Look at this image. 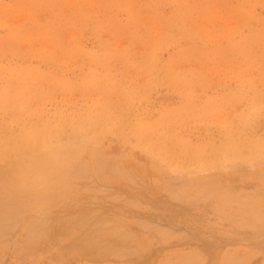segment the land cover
<instances>
[{
    "label": "rangeland",
    "instance_id": "1",
    "mask_svg": "<svg viewBox=\"0 0 264 264\" xmlns=\"http://www.w3.org/2000/svg\"><path fill=\"white\" fill-rule=\"evenodd\" d=\"M0 175V264H264V0H0Z\"/></svg>",
    "mask_w": 264,
    "mask_h": 264
},
{
    "label": "bare ground",
    "instance_id": "2",
    "mask_svg": "<svg viewBox=\"0 0 264 264\" xmlns=\"http://www.w3.org/2000/svg\"><path fill=\"white\" fill-rule=\"evenodd\" d=\"M130 28H131V27H130ZM208 33H209V31H208ZM173 34H174V33H173ZM253 34H254V33H253ZM169 37H170V36H169ZM257 37H258V36H257ZM216 39H217V38H216ZM110 40H111V39H110ZM213 40H214V39H213ZM159 41H160V40H159ZM224 42H225V41H224ZM150 43H151V42H150ZM155 45H156V44H155ZM166 45H167V44H166ZM152 47H153V46H152ZM149 51H150V50H149ZM244 52H245V51H244ZM256 52H257V51H256ZM86 55H88V54H86ZM248 55H249V54H248ZM191 60H192V59H191ZM141 61H142V60H141ZM115 62H116V61H115ZM236 64H237V63H236ZM188 66H189V65H188ZM195 66H196V65H195ZM257 67H258V66H257ZM101 68H102V67H101ZM169 69H170V68H169ZM213 71H214V69H213ZM223 71H224V70H223ZM253 72H254V71H253ZM254 73H255V72H254ZM138 75H139V74H138ZM47 76H48V75H47ZM189 76H190V75H189ZM194 76H195V75H194ZM247 76H248V75H247ZM247 76H246V77H247ZM27 77H28V76H27ZM141 77H142V76H141ZM146 77H147V76H146ZM198 77H199V76H198ZM233 77H234V76H233ZM251 77H252V76H251ZM253 78H254V77H253ZM147 79H148V78H147ZM23 80H24V79H23ZM38 80H39V79H38ZM136 80H137V79H136ZM140 81H141V80H140ZM153 81H154V80H153ZM242 82H243V81H242ZM76 83H77V82H76ZM45 84H46V83H45ZM184 86H185V85H184ZM252 86H253V85H252ZM34 87H35V86H34ZM256 88H257V87H256ZM87 89H88V88H87ZM175 90H176V89H175ZM83 91H85V90H83ZM83 91H82V92H83ZM193 91H194V90H193ZM55 92H56V91H55ZM133 92H134V91H133ZM150 92H151V91H150ZM149 94H150V93H149ZM180 94H181V93H180ZM191 94H192V93H191ZM82 95H83V94H82ZM187 96H188V95H187ZM132 97H133V96H132ZM94 98H95V97H94ZM113 98H114V97H113ZM62 100H63V99H62ZM200 100H201V99H200ZM64 102H65V101H64ZM232 102H233V101H232ZM40 106H43V105H40ZM36 107H37V106H36ZM11 108H12V107H11ZM73 108H74V107H73ZM76 108H77V107H76ZM255 108H256V107H255ZM98 109H99V108H98ZM1 111H2V110H1ZM17 111H18V110H17ZM24 111H25V110H24ZM29 111H30V110H29ZM31 113H32V110H31ZM26 114H27V113H26ZM28 115H29V114H28ZM74 115H75V114H74ZM257 115H258V114H257ZM208 117H209V116H208ZM230 118H231V117H230ZM83 119H84V118H83ZM196 119H197V118H196ZM204 119H205V118H204ZM210 119H211V118H210ZM213 119H214V118H213ZM201 120H202V119H201ZM250 120H251V119H250ZM241 121H242V120H241ZM243 121H244V120H243ZM60 122H61V121H60ZM88 122H89V121H88ZM205 122H206V121H205ZM197 123H198V122H197ZM222 123H223V122H222ZM229 123H230V122H229ZM117 124H118V123H117ZM121 125H122V124H121ZM6 126H7V125H6ZM209 126H210V125H209ZM246 126H247V125H246ZM30 127H31V126H30ZM72 127H73V126H72ZM216 127H217V126H216ZM54 128H55V127H54ZM235 128H236V127H235ZM104 129H105V128H104ZM99 130H100V129H99ZM48 132H49V130H48ZM160 136H161V135H160ZM136 137H137V136H136ZM46 138H47V137H46ZM52 138H53V137H52ZM83 138H84V137H83ZM87 138H88V137H87ZM91 138H92V137H91ZM109 139H111V138H109ZM112 139H113V138H112ZM130 139H131V138H130ZM100 140H101V139H100ZM124 140H126V138H124ZM48 141H49V140H48ZM67 141H68V140H67ZM70 141H71V140H70ZM84 141H85V140H84ZM109 141H110V140H109ZM57 142H58V141H57ZM77 142H78V141H77ZM112 142H113V141H112ZM134 142H135V141H134ZM235 142H236V141H235ZM247 142H248V141H247ZM247 142H246V143H247ZM82 143H83V142H82ZM86 143H87V141H86ZM88 143H89V141H88ZM2 144H3V142H2ZM57 144H58V143H57ZM62 144H63V143H62ZM71 144H72V143H71ZM73 144H74V143H73ZM78 144H79V143H78ZM89 144H91V143H89ZM69 145H70V144H69ZM76 145H77V143H76ZM146 145H147V144H146ZM17 146H18V145H17ZM44 146H45V145H44ZM60 146H61V145H60ZM94 146H95V145H94ZM150 146H151V145H150ZM55 147H56V145H55ZM58 147H59V146H58ZM77 147H79V146H77ZM61 148H62V146H61ZM65 148H66V147H65ZM83 148H84V146H83ZM85 148H86V147H85ZM41 149H42V148H41ZM57 149H59V148H56V152L54 151V153L50 154V156L52 155V156L55 157V162L57 161V163H55L56 165H57V164L62 165L61 163H62V159H63L64 157L62 158V156H63L62 152H59V150L57 151ZM69 149H70V148H69ZM135 149H137V148H135ZM50 150H51V149H50ZM53 150H54V148H53ZM53 150H52V151H53ZM137 150H138V149H137ZM71 151H72V150H71ZM95 151H96V150H95ZM138 151H139V150H138ZM16 152H17V151H16ZM58 152H59V153H58ZM93 152H94V151H93ZM4 153H5V152H4ZM44 153H46V152H44ZM64 153H65V152H64ZM95 153H96V152H95ZM241 153H242V152H241ZM46 154H47V153H46ZM46 154H44V155H46ZM96 154H97V153H96ZM44 155H43V156H44ZM66 155H67V154H66ZM22 156H23V155H22ZM251 156H252V154H251ZM15 157H16V156H15ZM26 157H27V156H26ZM39 157H40V155H39ZM48 157H49V156H48ZM73 157H74V156H73ZM207 157H208V156H207ZM261 157H262V156H261ZM24 158H25V157H24ZM34 158H35V157H34ZM37 158H38V157H37ZM37 158H36V159H37ZM69 158H70V157H69ZM79 158H80V157H79ZM180 158H181V157H180ZM258 158H259V157H258ZM42 159H43V157H42ZM48 159H49V158H48ZM65 159H66V157H65ZM71 159H72V158H71ZM100 159H101V158H99V160H100ZM109 159H110V158H109ZM118 159H119V158H118ZM221 159H222V158H221ZM261 159H262V158H261ZM14 160H15V159H14ZM38 160H39V159H38ZM40 160H41V159H40ZM97 160H98V159H97ZM244 160H245V159H244ZM250 160H251V159H250ZM41 161H42V160H41ZM41 161H39V163H40ZM43 161H45L46 163L41 162L39 165L42 166V164H43L44 166H47L46 164H48L49 162L46 161V160H43ZM51 161H52V159L50 160V163H49V164H53V165H54V163H51ZM63 161H64V160H63ZM69 161H70V160H69ZM71 161H72V160H71ZM167 161H168V160H167ZM9 162H10V161H9ZM65 162H66V161H65ZM95 162H96V161H95ZM160 162H161V161H160ZM235 162H236V161H235ZM3 163H4V162H3ZM14 163H15V162H14ZM31 163H32V162H31ZM31 163H30V164H31ZM35 163H36V162H35ZM74 163H75V162H74ZM74 163H73V164H74ZM85 163H86V162H85ZM85 163H84V164H85ZM99 163H100V161H99ZM22 164H23V163H22ZM30 164H29V165H30ZM33 164H34V162L32 163V165H33ZM65 164H66V163H65ZM82 164H83V163H82ZM140 164H141V163H140ZM162 164H163V163H162ZM165 164H166V163H165ZM229 164H230V163H229ZM6 165H7V164H6ZM32 165H31V166H32ZM60 165H58V166H60ZM74 165H75V164H74ZM85 165H87V164H85ZM242 165H243V164H242ZM245 165H247V164H245ZM262 165H263V164H262ZM34 166H35V165H34ZM37 166H38V162H37ZM40 166H39V167H40ZM235 166H236V165H235ZM32 167H33V166H32ZM39 167H38V168H39ZM56 167H57V166H56ZM61 167H62V166H61ZM76 167H77V166H76ZM76 167H75V168H76ZM79 167H80V166H79ZM86 167H87V166H86ZM86 167H85V168H86ZM199 167H200V166H199ZM244 167H245V166H244ZM7 168H8V167H7ZM9 168H11V167H9ZM15 168H16V167H15ZM38 168H37V170L40 169V168H39V169H38ZM41 168H42V167H41ZM247 168H248V167H247ZM250 168H251V167H250ZM11 169H12V168H11ZM45 169H46V168H45ZM61 169H62V168H61ZM80 169H81V168H80ZM80 169H78V170H80ZM98 169H99V168H98ZM227 169H228V168H227ZM227 169H226V170H227ZM252 169H253V168H252ZM4 170H5V169H4ZM25 170H26V169H25ZM27 170H28V169H27ZM27 170H26V172H27ZM87 170H88V169H87ZM222 170H223V169H222ZM224 170H225V169H224ZM228 170H229V169H228ZM13 171H14V169H13ZM39 171H40V170H39ZM39 171H38V173H32V174H36V175H37V176L34 175L35 178H34L33 175H32L33 178H31V179H32L33 181H34L36 178H37L36 180H39V181L43 178V181H44V176H43L44 174H43V173H44V171H46V170H44V171L42 170V171H43V172L41 171L42 174H39V173H40ZM72 171H73V170H72ZM168 171H169V170H168ZM186 171H187V170H186ZM202 171H203V170H202ZM206 171H207V170H206ZM214 171H215V170H214ZM4 172H5V171H4ZM10 172H11V171H10ZM10 172H9V173H10ZM14 172H15V171H14ZM24 172H25V171H24ZM36 172H37V171H36ZM57 172H58V171H57ZM260 172H261V171H260ZM29 173H30V170H29ZM50 173H51V172H50ZM170 173H171V172H170ZM191 173H192V172H191ZM204 173H205V172H204ZM1 174H2V173H1ZM5 174H7V173H5ZM11 174H13V173H11ZM38 174H39V175H38ZM168 174H169V173H168ZM174 174H175V173H174ZM23 175H26V173L23 174ZM40 175H41V176H40ZM46 175H47V174H46ZM69 175H70V174H69ZM79 175H80V174H79ZM192 175H193V174H192ZM198 175H199V174H198ZM261 175H262V174H261ZM3 176H4V174H3ZM8 176H9V175H8ZM42 176H43V177H42ZM58 176H59V175H58ZM73 176H75V175H73ZM84 176H85V175H84ZM170 176H171V175H170ZM193 176H194V175H193ZM24 177H25V176H24ZM38 177H42V178L40 179V178H38ZM48 177H49V175L47 176V179H48ZM190 177H191V175H190ZM190 177L188 176V178H190ZM244 177H247V176H244ZM0 178H2L1 175H0ZM10 178H11V177H10ZM20 178H21V177H20ZM28 178H29V177H27V182H28V181H29V182L32 181V180H29ZM49 178H50V177H49ZM188 178H187V179H188ZM260 178H261V177H260ZM2 179L4 180V179H6V177H5V178H2ZM11 179H12V178H11ZM24 179L26 180V178H24ZM214 179H215V177H214ZM22 180H23V179H22ZM65 180H66V179H65ZM121 180H122V179H121ZM188 180H189V179H188ZM6 181H7V179H6ZM61 181H62V180H61ZM213 181H215V180H213ZM7 182H8V181H7ZM29 182H28V184H30ZM62 182H63V181H62ZM200 182H201V181H200ZM200 182H197V183H200ZM207 182H208V181H207ZM211 182H212V181H211ZM2 183H3V182H2ZM37 183H38V181H37ZM39 183H40V182H39ZM42 183H43V182H42ZM45 183H46V182H45ZM55 183H56V182H55ZM179 183H180V182H179ZM183 183H184V182H183ZM188 183H189V182H188ZM8 184H9V183H8ZM31 184H32V183H31ZM33 184H34V183H33ZM33 184H32V185H33ZM181 184H182V183H181ZM204 184H205V183H204ZM211 184H213V183H211ZM14 185H15V184H14ZM23 185H24V184H23ZM32 185H30V186H32ZM40 185H41V184H40ZM188 185H189V184H188ZM198 185H200V184H198ZM202 185H203V184H202ZM25 186H26V185H25ZM45 186H46V185H45ZM179 186H180V185H179ZM186 186H187V185H186ZM189 186H190V185H189ZM8 187H10V185H8ZM12 187H13V186H12ZM36 187H37V185H36ZM193 187H194V186H193ZM14 188H15V190H16V186H15ZM28 188H30V187H28ZM31 188H32V187H31ZM43 188H44V187H43ZM46 188H47V187H46ZM99 188H100V187H99ZM188 188H189V187H188ZM203 188H204V187H203ZM23 189H24V188H23ZM25 189H26V188H25ZM33 189H34V188H33ZM33 189H32V190H33ZM40 189H41V188H40ZM54 189H55V188H54ZM64 189H65V188H64ZM102 189H103V188H102ZM9 190H11V189H9ZM19 190H20V188H19ZM27 190H29V189H27ZM51 190H52V189H51ZM99 190H100V189H99ZM107 190H108V189H107ZM0 191H1V190H0ZM7 191H8V190H7ZM29 191H31V190H29ZM43 191H44V190H43ZM10 192H11V191H10ZM21 192L23 193V191H21ZM21 192H20V193H21ZM46 192H47V191H46ZM49 192H51V191H49ZM22 193H21V194H22ZM25 193H26V192H25ZM27 193H30V192H27ZM33 193H34V192H33ZM12 194H14V193H12ZM46 194H47V193H46ZM16 195H18V194L16 193ZM205 195H206V194H205ZM24 196H25V195H24ZM24 196H23V197H24ZM50 196H51V195H50ZM54 196H55V195H54ZM33 197H34V196H33ZM4 198H5V197H4ZM45 198H46V197H45ZM9 199H10V197H9ZM46 199L48 200V197H47ZM62 199H63V198H62ZM108 199H109V198H108ZM20 200H21V199H20ZM29 200H30V199H28L26 202H28ZM40 200H41V199H40ZM114 200H115V199H114ZM9 201H12V200H9ZM16 201H17V200H16ZM115 201H116V200H115ZM5 202H6V201H5ZM30 202H31V200H30ZM36 202H37V201H36ZM10 203H11V202H10ZM32 203H33V202H32ZM122 203H123V202H122ZM14 204H15V203H14ZM28 204H29V203H28ZM28 204H27V205H28ZM22 205H24V204H22ZM25 205H26V204H25ZM42 205H43V204H42ZM42 205H41V206H42ZM38 206H40V205L38 204ZM0 208H1V206H0ZM0 211H1V210H0ZM3 211H4V210H3ZM11 211H12V210H11ZM4 212H5V211H4ZM41 214H42V213H41ZM96 214H97V213H96ZM92 215H93V214H92ZM4 217H5V216H4ZM16 218H17V217H16ZM19 218H20V217H19ZM72 219H73V218H72ZM41 221H42V220H41ZM71 221H72V220H71ZM14 222H15V221H14ZM67 222H68V221H67ZM107 223H108V222H107ZM61 224H62V223H61ZM16 225H17V224H16ZM106 225H107V224H106ZM1 226H2V225H1ZM35 226H36V224H35ZM31 227H32V225H31ZM82 227H83V226H82ZM91 227H92V226H91ZM8 228H11V227H8ZM14 228H15V227H14ZM29 228H30V227H29ZM70 228L72 229V227H70ZM83 228H84V227H83ZM56 229H58V228H56ZM85 229H86V228H85ZM34 230H35V229H34ZM50 230H51V229H50ZM51 231H52V230H51ZM66 231H67V230H66ZM40 232H41V231H40ZM53 232H55V231H53ZM63 232H64V231H63ZM42 234H43V233H42ZM50 234H51V232H50ZM59 234H60V232H59ZM74 235H75V234H74ZM29 236H30V235H29ZM82 236H83V235H82ZM26 237H27V236H26ZM39 237H40V236H39ZM49 237H50V236H49ZM27 238H28V237H27ZM47 238H48V237H47ZM51 238H52V237H51ZM43 239H44V238H43ZM48 239H49V238H48ZM49 240H50V239H49ZM9 244H10V243H9ZM41 244H42V243H40V245H41ZM43 244H45V242H44ZM75 244H76V243H75ZM4 245H5V244H4ZM40 245H37V246H40ZM96 245H97V244H96ZM74 246H75V245H74ZM5 247H6V246H5ZM34 248H35V247H34ZM74 248H75V247H74ZM67 249H68V248H67ZM81 249H82V248H81ZM73 251H74V249H73ZM77 251H78V249H77ZM80 251H81V250H80ZM91 252H92V250L90 251V253H91ZM86 255H87V254H86ZM88 255H90V254H88ZM89 257H90V256H89Z\"/></svg>",
    "mask_w": 264,
    "mask_h": 264
}]
</instances>
